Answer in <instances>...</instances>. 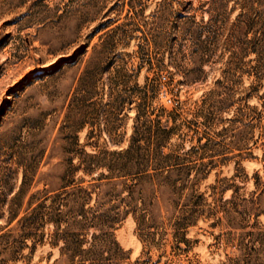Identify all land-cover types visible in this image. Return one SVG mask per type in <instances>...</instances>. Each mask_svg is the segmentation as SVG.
<instances>
[{
    "label": "rangeland",
    "instance_id": "374dc122",
    "mask_svg": "<svg viewBox=\"0 0 264 264\" xmlns=\"http://www.w3.org/2000/svg\"><path fill=\"white\" fill-rule=\"evenodd\" d=\"M243 1L0 0V264H66L31 217L79 185L122 212L104 230L119 264H264V52Z\"/></svg>",
    "mask_w": 264,
    "mask_h": 264
},
{
    "label": "trees",
    "instance_id": "16d2710c",
    "mask_svg": "<svg viewBox=\"0 0 264 264\" xmlns=\"http://www.w3.org/2000/svg\"><path fill=\"white\" fill-rule=\"evenodd\" d=\"M241 5L240 27L246 38L253 34L247 39L253 42L252 53L259 56L260 50L264 52V10L256 8L251 0H244ZM96 188L97 185H79L74 192L46 198L49 204L46 202L41 207L47 208V214L40 215L36 213L38 209H34L31 217L34 221L41 218L54 226V231L49 234L50 243L59 248L61 256L67 259L66 264H119L124 257L123 248L104 232L118 221L122 212H113V207L99 212L96 203L91 205ZM69 198L76 205L66 210ZM131 211L124 210L123 213L127 215ZM86 228H95L102 234L92 233L88 238Z\"/></svg>",
    "mask_w": 264,
    "mask_h": 264
}]
</instances>
